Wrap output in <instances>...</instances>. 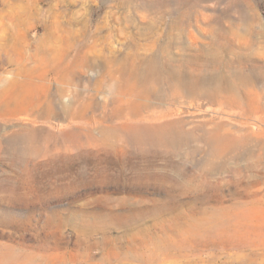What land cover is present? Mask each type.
<instances>
[{"label":"rangeland","instance_id":"obj_1","mask_svg":"<svg viewBox=\"0 0 264 264\" xmlns=\"http://www.w3.org/2000/svg\"><path fill=\"white\" fill-rule=\"evenodd\" d=\"M10 35L80 83L0 95V264H264V0H0L9 80Z\"/></svg>","mask_w":264,"mask_h":264},{"label":"bare ground","instance_id":"obj_2","mask_svg":"<svg viewBox=\"0 0 264 264\" xmlns=\"http://www.w3.org/2000/svg\"><path fill=\"white\" fill-rule=\"evenodd\" d=\"M23 38V36H22ZM4 39V38H3ZM2 39V41H3ZM7 41L4 44H1L2 46H6L7 50L10 52V58L6 59L4 63L7 65H10L13 67L12 69V78L10 80L4 76L0 75V95L3 93L5 87H8L7 90H12V94H16L17 97H13V99L5 100L4 106L6 108L14 109L16 108L18 112L21 114H29L33 115L34 113H37V110L40 106L44 108L42 113L44 115H56V116H63L69 111V109L72 108L73 105L71 104H63L62 100L65 98V96L69 93L67 91V88L70 86H75L77 83H80L78 75L68 67V64L61 68V71L63 74L56 72V75L58 76V81H62L63 84H65L64 87H59L56 90H54L51 94L48 93V86L44 85V91H45V98L42 99L39 95V91L42 89V86L37 85L34 82V79L31 77L33 71L32 66L35 65L38 60H35L36 57L42 50H37L38 46H35L33 49L34 53L33 55L27 54V50L30 49L31 44L28 43L26 47L19 48L16 44L18 41V37L16 36H9ZM31 41V40H30ZM45 54V53H43ZM11 56L15 57V60H12ZM70 66V65H69ZM39 79V78H38ZM110 87L113 86L112 83L109 84ZM77 87V86H76ZM39 90H38V89ZM71 88V87H70ZM48 94V95H47ZM49 99V100H47ZM1 105V104H0ZM71 106V107H70ZM1 108V107H0ZM14 109L13 114L15 116L17 111ZM73 113L70 116V119L72 121L79 120L83 118V115H79L76 109L73 107ZM19 114V113H18ZM40 115V114H39ZM103 134L112 133L113 138H116V132L115 128L107 127L102 132Z\"/></svg>","mask_w":264,"mask_h":264}]
</instances>
